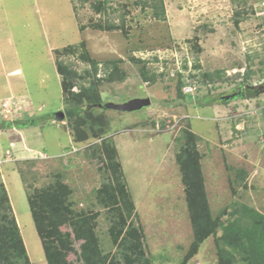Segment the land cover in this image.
<instances>
[{"label":"rangeland","instance_id":"374dc122","mask_svg":"<svg viewBox=\"0 0 264 264\" xmlns=\"http://www.w3.org/2000/svg\"><path fill=\"white\" fill-rule=\"evenodd\" d=\"M99 1L108 2L106 13L92 7ZM146 1L0 0V125L8 122L0 128V184L32 264H47L29 206L38 192L62 199L68 191V209L91 218L101 253L116 252L112 210L122 200L97 194L104 183L109 193L117 186L104 167L106 147L134 205L123 233L129 225L138 231L151 264H219L213 235L190 256L195 238L177 162L183 146L199 155L214 218L227 223L239 205L264 216V0H163L165 21ZM106 23L117 27L97 29ZM82 52L99 63L97 78L116 62L123 79L97 86L103 104L95 116L108 125L95 126L105 134L76 142L68 121L55 118L66 107L57 61L84 75L91 66ZM143 68L156 78L145 82ZM248 90L255 95L245 98ZM133 99L151 104L135 112L107 105Z\"/></svg>","mask_w":264,"mask_h":264},{"label":"trees","instance_id":"16d2710c","mask_svg":"<svg viewBox=\"0 0 264 264\" xmlns=\"http://www.w3.org/2000/svg\"><path fill=\"white\" fill-rule=\"evenodd\" d=\"M146 2L152 8L156 19L166 20L163 0H148ZM107 4V1H99L94 3L92 7L100 13H106ZM115 27L117 25L106 23L105 26H98L97 29L110 30ZM81 47H84L83 43L80 46H68L63 49V53L76 54ZM56 53L61 52L57 50ZM79 57L83 61L90 62L91 69L86 71L84 75H79L67 64L57 61V72L62 77V87L65 94V119L75 133L74 139L76 142H82L91 137L98 138L105 134V130L101 126L106 125L107 127V122L104 123L102 116H95V112L98 110L97 106L103 104L97 86L103 80L112 83L123 79L116 62L105 64L106 70L110 69V71L106 73L104 78H97L99 63L89 61L84 52L80 53ZM134 61L143 62L139 59ZM195 67L198 68L199 66L195 65ZM217 74L221 78V73L217 72ZM254 74L255 72L250 70L244 75V80H248ZM141 76L145 82L153 81L156 78L155 74L148 77L144 68L141 69ZM204 77L212 78L209 74ZM78 80L89 83V86L78 85ZM75 86L80 87L78 93L72 91ZM181 88L179 90L180 96L182 95L181 91L183 92ZM254 92L248 90L244 95L245 98L253 97ZM183 94L188 96L189 101H192L191 95L184 92ZM205 105L199 103V107ZM96 122H100L102 125L100 127L95 126ZM7 125L8 122H4L3 125H0V128L7 127ZM190 135L188 134V136ZM186 147L183 146L184 152L178 155L177 162L185 186L186 202L195 238L194 250H192L190 256L196 252L200 244L213 235L217 244L219 264H237L239 262L264 264V216L249 206L239 205L233 210V218L228 220L227 223L222 221V216L214 218L205 194L199 155L196 151L191 152ZM104 152L108 158L104 167L106 172L111 171V177L113 176L116 180L117 186L109 193V184L105 185L104 183L103 188L97 192L98 197L104 193L108 197V201L113 204L118 202L119 199L122 200L117 209L114 207L115 209L112 210L116 216H114L115 226L113 225L110 234L113 238L112 242L116 246V252L111 257L110 254L103 255L101 253L99 239L96 238L91 227V218L83 216V214L74 215L68 209L66 204L68 191L62 190V199L56 192H50L48 198L42 196L44 192H38L34 198L29 200V206L47 264H151L142 251L138 231L132 225H129L123 233L125 217H130L134 205L122 182V172L120 164L116 160L114 148L106 147ZM104 202L102 200L101 203ZM62 227L66 229L68 227L67 231L62 233L60 231ZM219 230L222 231V234L218 237ZM49 234H53V237L56 238V246L53 245ZM121 234H123V238L120 240ZM0 264H32L3 183L0 184Z\"/></svg>","mask_w":264,"mask_h":264},{"label":"water","instance_id":"95a60500","mask_svg":"<svg viewBox=\"0 0 264 264\" xmlns=\"http://www.w3.org/2000/svg\"><path fill=\"white\" fill-rule=\"evenodd\" d=\"M151 104L150 99H133L124 104H114L109 103L108 108H112L121 112H135L142 110L143 108L149 106ZM101 106V105H100ZM57 120H63L65 118V114L63 112H59L55 115Z\"/></svg>","mask_w":264,"mask_h":264}]
</instances>
